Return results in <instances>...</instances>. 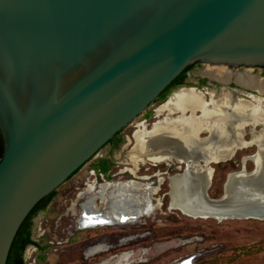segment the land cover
Here are the masks:
<instances>
[{"label": "water", "instance_id": "water-1", "mask_svg": "<svg viewBox=\"0 0 264 264\" xmlns=\"http://www.w3.org/2000/svg\"><path fill=\"white\" fill-rule=\"evenodd\" d=\"M198 61L264 68V0H0V264L37 204ZM232 173L264 184L256 166L224 190Z\"/></svg>", "mask_w": 264, "mask_h": 264}, {"label": "bare ground", "instance_id": "bare-ground-1", "mask_svg": "<svg viewBox=\"0 0 264 264\" xmlns=\"http://www.w3.org/2000/svg\"><path fill=\"white\" fill-rule=\"evenodd\" d=\"M202 74L224 83L235 79L238 83L258 89L264 94V78L248 71H233L222 65H208ZM210 92L212 100L205 101L199 90L182 88L162 104L158 112L162 115L165 112L190 109L192 112L190 116L161 117L151 129H147L146 124H141L134 133L135 144L129 155L134 164L131 171L135 174L140 165L147 162H152L154 165L162 162L171 164L174 160L188 162V167H185L183 171L169 176L170 210L178 209L194 218L213 217L219 221L234 217L262 219L264 218V184H257L250 179L249 175L233 176L232 173L223 192L224 196L219 200H213L210 197V187L207 184L213 174V169L208 164L210 163L209 157L228 158L231 146L239 144L238 142L241 141L243 124L264 126V95L255 100H238L233 99L231 94L225 91L220 94L216 91ZM251 96L256 97L255 95ZM198 109L201 110L199 117L193 114ZM222 115H226V117ZM200 129H212L214 137L219 138L212 140L214 143L211 142L207 146L208 150L207 148L202 150L195 135ZM252 131V141L257 144L258 152L251 157L256 161V166L259 172H262V179L264 180V127L259 130L253 128ZM157 176L158 183L156 186L148 182L146 176L139 177L144 181L137 179L121 183L110 192L109 186L104 184L99 191V196H96L97 198L92 197L82 203L86 215L83 219H79L77 225L93 228L102 224L105 225L106 222H110L109 224L112 225L115 223L122 225L136 222L143 215L148 217L156 214L164 206V201L155 196L160 194L161 184L166 180L163 173H158ZM145 189L146 192H144ZM85 190L79 193L71 207L74 214L77 211V204L93 192L90 187ZM96 199L97 203L95 202ZM102 210L107 211L100 213ZM94 211L97 213H92ZM89 212L91 214H87ZM123 212H129V219L120 220ZM133 239V237H121V242L127 244ZM178 244L177 242H170L164 244V248L174 247ZM110 248L107 239L91 241L86 245L85 255L90 257ZM150 251H161V246L156 245L152 249H140L137 252L112 255L109 259L98 264H130L135 261V257L138 255H146ZM191 258V262H193L196 255H192ZM180 262L178 261V263ZM186 263L190 264V261Z\"/></svg>", "mask_w": 264, "mask_h": 264}, {"label": "rangeland", "instance_id": "rangeland-1", "mask_svg": "<svg viewBox=\"0 0 264 264\" xmlns=\"http://www.w3.org/2000/svg\"><path fill=\"white\" fill-rule=\"evenodd\" d=\"M208 65L210 64H198L190 70L193 82L198 81L202 75L201 72L208 68ZM232 70L239 69L233 68ZM219 86L227 91L225 89L227 85L220 84ZM161 102L163 101H158L154 106H158ZM159 117L155 116L153 121ZM137 123L123 130L120 144H108L103 147L93 159L57 189L56 194L45 208L39 209L34 214L32 238L35 243L27 246L25 252L27 264H98L112 255L152 249L156 245L161 246V251H150L146 255H138L130 264H177L178 261H189L192 255H196V258L190 264H264V219L227 218L219 221L213 217L194 218L184 214L181 210L169 209V176L179 171L177 165L182 167V161L174 160L169 165L167 163L154 165L152 162L140 165L142 166L138 173L140 176L152 175L161 170L166 178L161 184L160 194L155 196L164 201V206L156 214L148 217L143 215L136 222L122 225L115 223L94 228L77 225L82 210L81 203L87 198L85 196L82 202L77 204L78 211L73 214L71 207L79 193L90 185L106 183V180L92 169L98 159L113 158L111 174L120 170L124 171L118 179L112 178L111 181L135 179L131 172L134 164L129 155L135 144L133 134L137 129L135 125ZM263 127L257 124L255 129H263ZM252 128L254 126H247L246 137L250 138L253 135ZM245 149L233 159L239 164L237 169L246 166L247 170L251 171L256 167V161L251 156L256 153L257 145H251ZM243 154L251 156L244 160L241 158ZM232 165L233 167L230 166V162H222L219 165L211 164L214 173L211 184L209 182L210 197L217 198L223 195L227 173L235 169L234 162ZM133 234L136 237L129 243L121 242V237ZM100 239H107L111 248L87 257L85 255L86 245ZM170 242L179 244L164 248V244Z\"/></svg>", "mask_w": 264, "mask_h": 264}, {"label": "flooded vegetation", "instance_id": "flooded-vegetation-1", "mask_svg": "<svg viewBox=\"0 0 264 264\" xmlns=\"http://www.w3.org/2000/svg\"><path fill=\"white\" fill-rule=\"evenodd\" d=\"M198 64H203V62H201V61H198V62H196L195 64H192V65H190V66H188L187 68H186V70H184L183 72L185 73V75H184V79H182V80H180V81H182V83H180V82H178V83H174V84H170V85H172V88H171V91L165 96V97H160L158 100H156L154 103H153V105H151V107L141 116V117H139L134 123H137L138 121H141L140 123H137V124H135V125H137V129H139L140 128V125L141 124H146V126H147V129H151L152 127H153V124L154 123H156L161 117L163 118V117H165V116H169V117H171V118H176V117H179V116H190L191 114H192V112H191V110L190 109H187V110H185V111H181V110H178V111H173V112H165V113H163L162 115H160L159 114V112H158V109H159V107L162 105V104H164L165 102H167L169 99H170V97H172V95L174 94V93H176L177 91H179V90H181L182 88H190V89H194V88H199L200 90H199V92H201L202 94H203V97H204V100L205 101H211L212 100V94H211V92L210 91H216V93H218V94H220V93H222V92H226V93H230L231 94V96L233 97V99H241V100H255V99H257L258 97H260V96H262L263 97V95L264 94H262L260 91H258V89H255V88H252V87H248V86H245V85H242V84H240V83H238L235 79H232L231 81H229V82H227V83H224V82H222V81H220V80H218V79H213V78H211V77H209V76H206V75H201V77L198 79V81L197 82H193L192 81V76H191V69H193L194 67H196ZM229 70H232L233 68H235V67H231V66H228L227 67ZM239 70L238 71H242L243 72V70L244 69H246L245 71H248V72H250L251 74H253V75H256V76H258V77H260V78H264V68L263 67H257V68H254V69H249V68H247L246 66H242V67H239L238 68ZM241 69H243V70H241ZM182 72V73H183ZM202 73V72H201ZM220 84H225V85H227V86H225V89H227V91L226 90H224L221 86H219ZM196 90V89H195ZM260 92V93H259ZM164 93V92H163ZM240 94V95H239ZM251 95H255L256 97H253V96H251ZM162 96V95H161ZM250 97V98H249ZM158 101H163V102H161V104H159L158 106H154ZM178 112V113H177ZM184 112V113H183ZM171 114V115H170ZM193 114H195L196 116H200L201 115V110L200 109H198L197 111H195ZM155 116H160L158 119H156L155 121H153V118L155 117ZM223 117H226V115H222ZM134 123H133V125H134ZM248 125H250V124H243V127H242V133H241V141L240 142H238L239 144H233L232 146H231V149L229 150V152H228V158H224V159H221L220 157L218 158L219 160H217V161H211L210 162V167L213 169V173H214V168L211 166V164H213V163H216V164H220V163H222V162H225V163H229L230 162V166H232L233 167V165H232V163L234 162L235 163V169L234 170H232V171H230V172H228L227 173V177H228V175L231 173V172H234V171H239V170H242V169H244V168H246V166L245 167H243V168H241V169H237L236 167L239 165L238 163H237V160H234L233 158L235 157V156H237V154L242 150H246L245 148H248L249 146H251V145H257L255 142H253L252 141V135H251V137L250 138H248V137H246V132H247V126ZM127 128V127H126ZM126 128H124V129H126ZM123 129V130H124ZM136 129V130H137ZM253 129V128H252ZM254 129H255V126H254ZM123 130L122 131H120L116 136H115V138H113L110 142H108L106 145H108V144H113L114 145V143H116V142H120L121 141V139L123 138V135H122V132H123ZM135 130V131H136ZM256 130H259V129H256ZM134 131V132H135ZM212 132V133H211ZM212 134V135H211ZM134 135V134H133ZM195 135L197 136V138H198V140H202V139H206V141H210V142H212V143H214L212 140H214V139H219L218 137H214V132H213V130L211 129L210 131H209V129H200V131H198L197 130V133H195ZM125 137V136H124ZM206 144H208V143H206ZM105 145V146H106ZM212 145H214V144H212ZM104 146V147H105ZM207 150H208V148H207ZM257 152H258V146H257V151H256V153H254L253 154V156L254 155H256L257 154ZM111 156V155H110ZM248 156H251V155H248V154H243V156L241 157L242 159H247V157ZM102 158H104V159H107V160H110L111 162H112V160H113V158L111 159V157H102ZM226 160V161H225ZM233 160V161H232ZM172 162H174V161H172ZM176 162H179V161H176ZM162 163H165V162H162ZM183 163V166H184V168H183V166L182 167H180L179 165H177V168L179 169V171H183L184 169H185V167H186V163H185V161H183L182 162ZM237 163V164H236ZM158 164H160V163H158ZM168 165L170 164V163H167ZM143 165V164H142ZM156 165V164H155ZM96 173H98L99 175H101L105 180H106V183H101V184H98V185H90V186H88V187H90L92 190H93V192H92V194H90V195H88L87 196V198H86V200L84 201V202H86L88 199H90V198H92V197H94V198H97L98 196H99V194H100V190L102 189V186L104 185V184H107L108 186H109V192L111 191V190H113V189H115L119 184H121V183H126V182H128V181H135V180H137V178H139V177H143V176H140L138 173H139V170H141L142 169V166H140L139 168H138V171H137V173L136 174H134L132 171V173L134 174V177H135V179H131V180H126V181H120V180H116L115 182H113V181H111V179L113 178L114 180H115V178L116 179H118L122 174H123V172L124 171H122V170H120V171H117V172H115L114 174H111V169L106 173V172H102V171H99V170H97V169H95V168H92ZM233 169V168H232ZM247 169V168H246ZM179 171H177V172H179ZM176 172V173H177ZM158 173H162V171L161 170H159V171H157V172H154L152 175H148V176H146V177H149V179H147V181L148 182H151L152 183V185L154 184V185H156V183H158V176H157V174ZM74 175V174H73ZM114 176V177H113ZM116 176V177H115ZM212 176H213V174H212ZM72 177V176H71ZM70 177V178H71ZM145 177V176H144ZM69 178V179H70ZM109 179V180H108ZM139 179H141V180H143L142 178H139ZM227 180V179H226ZM144 181V180H143ZM139 182V181H138ZM211 182H212V179H211ZM226 182V181H225ZM225 184V183H224ZM86 189V188H85ZM84 189V191H86ZM95 189V190H94ZM84 191H82V192H84ZM144 192H146V189H145V191ZM97 196V197H96ZM143 198L145 197V195L144 196H142ZM76 201V200H75ZM84 202H82V203H84ZM95 202L97 203V199L95 200ZM82 203H81V207H82V210H81V214H80V217H79V219L81 218V219H83V217H85V215H86V211H85V209H84V206H82ZM74 204V203H73ZM73 206V205H72ZM78 206V205H77ZM77 208V211H78V207H76ZM107 210H102V212L100 211V213H105ZM121 211V210H120ZM73 213V212H72ZM77 213V212H76ZM92 213H97L96 211H94V212H92ZM74 214V213H73ZM87 214H91L90 212L89 213H87ZM126 216V217H125ZM127 219H129V212H123V213H121V217H120V220L121 221H124V220H127ZM79 221V220H78ZM110 222H106V224L104 225V224H102V226H106V225H112V224H109ZM100 226V225H99ZM98 227V226H97ZM143 235H145V234H143ZM124 237H136V235H128V236H124ZM123 237V238H124ZM27 249V248H26ZM127 251H129V250H127ZM25 252H26V250H25Z\"/></svg>", "mask_w": 264, "mask_h": 264}, {"label": "trees", "instance_id": "trees-1", "mask_svg": "<svg viewBox=\"0 0 264 264\" xmlns=\"http://www.w3.org/2000/svg\"><path fill=\"white\" fill-rule=\"evenodd\" d=\"M184 75H185L184 72L181 73L172 82V84L178 83V82L182 83V81H180V80L184 79ZM171 88H172V85H170L164 91V93H162L161 97H165L171 91ZM116 143H117V145L120 144V142H116ZM4 149H5V144H4L3 135H2V132L0 129V160L4 154ZM111 166H112V162L110 160H107L104 158L98 159L96 161V163H94L95 169L102 171V172H106V173L111 169ZM56 192H57V190L52 192L50 195H48L43 200H41L37 204V206L32 210V212L29 214V216L26 218V220L24 221V223L20 227V229L16 235V238L13 242L7 264H27V262L25 260V250H26L28 245L35 243L34 239L32 238V224H33L32 218H33L34 214L39 209H43L47 206L48 202L52 199V197L56 194Z\"/></svg>", "mask_w": 264, "mask_h": 264}]
</instances>
